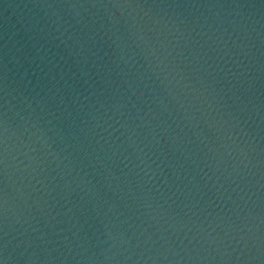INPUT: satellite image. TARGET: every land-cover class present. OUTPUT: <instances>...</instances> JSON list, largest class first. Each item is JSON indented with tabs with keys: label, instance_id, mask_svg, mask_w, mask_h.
<instances>
[{
	"label": "water",
	"instance_id": "water-1",
	"mask_svg": "<svg viewBox=\"0 0 264 264\" xmlns=\"http://www.w3.org/2000/svg\"><path fill=\"white\" fill-rule=\"evenodd\" d=\"M2 264H264V0H0Z\"/></svg>",
	"mask_w": 264,
	"mask_h": 264
},
{
	"label": "snow or ice",
	"instance_id": "snow-or-ice-1",
	"mask_svg": "<svg viewBox=\"0 0 264 264\" xmlns=\"http://www.w3.org/2000/svg\"><path fill=\"white\" fill-rule=\"evenodd\" d=\"M0 264H2V261H0Z\"/></svg>",
	"mask_w": 264,
	"mask_h": 264
}]
</instances>
